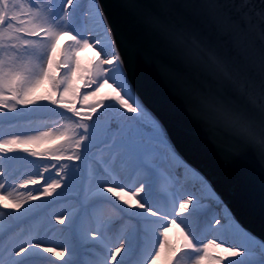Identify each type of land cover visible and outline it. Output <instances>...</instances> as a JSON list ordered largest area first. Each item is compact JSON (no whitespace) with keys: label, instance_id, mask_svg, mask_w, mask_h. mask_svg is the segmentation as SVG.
Listing matches in <instances>:
<instances>
[{"label":"snow or ice","instance_id":"6c2138e0","mask_svg":"<svg viewBox=\"0 0 264 264\" xmlns=\"http://www.w3.org/2000/svg\"><path fill=\"white\" fill-rule=\"evenodd\" d=\"M238 7L249 24L259 19L264 40V0ZM117 8L106 15L100 0H0V208L8 210L0 211V264H264V238L219 201L223 214L208 215L207 183L128 79L150 28L162 47L203 69L189 84L183 66H164L190 115L226 139L214 137L226 158L254 151L264 175V45L258 82L251 72L241 79L196 35L208 22L239 29L217 0ZM86 48L96 49L90 67L79 59ZM214 77L227 86L214 87ZM105 86L115 95L98 99Z\"/></svg>","mask_w":264,"mask_h":264},{"label":"water","instance_id":"95a60500","mask_svg":"<svg viewBox=\"0 0 264 264\" xmlns=\"http://www.w3.org/2000/svg\"><path fill=\"white\" fill-rule=\"evenodd\" d=\"M129 0H100L105 14H116L117 6ZM138 2L175 5H192L198 0H138ZM223 11L239 24L236 33L222 32L215 24H202L196 33L201 44L221 58L234 75L243 79L248 73H254L259 80V63L262 52L261 26L259 19L251 24L244 18L246 9L239 8L245 0H217ZM259 4L260 0H249ZM175 10H173L174 12ZM184 16L195 18L194 8H183ZM124 22L129 18L125 16ZM183 22V17H177ZM233 35H237L234 40ZM160 38H153L152 30L144 31L143 58L136 61L128 70L129 84L134 96L165 128L177 153L190 166L198 170L210 183L221 202L227 206L231 216L247 231L258 238H264V175L262 166L254 151L249 150L241 158L228 159L220 151V143L226 139L211 126L205 125L190 115L183 97L175 90L167 72L183 66L180 74L189 84L200 79L203 70L200 65L185 61L182 53L161 46ZM127 68V65H126ZM207 74V73H206ZM214 87L224 88L226 82L219 77L213 78ZM207 119V118H206Z\"/></svg>","mask_w":264,"mask_h":264},{"label":"trees","instance_id":"16d2710c","mask_svg":"<svg viewBox=\"0 0 264 264\" xmlns=\"http://www.w3.org/2000/svg\"><path fill=\"white\" fill-rule=\"evenodd\" d=\"M68 38L67 37H64L62 38L61 40V44H63L65 41H67ZM79 59H80V62L82 64V66H86V67H90L92 63L95 62V60L97 59V55H96V49H93V48H86L84 49L83 51H81L79 53ZM81 91L83 92L84 91V87H83V84L81 83ZM115 95L114 91L112 88H109L107 86H105L102 90H101V93H100V96L98 97V99H105V100H108L110 99L111 97H113ZM135 97V96H134ZM136 98V97H135ZM80 105L78 104L77 107H79ZM102 111V109L100 110ZM149 112V111H148ZM150 113V112H149ZM151 114V113H150ZM152 115V114H151ZM153 116V115H152ZM154 117V116H153ZM155 118V117H154ZM57 128L59 129V126H57ZM48 146H52V145H48ZM37 151H42L43 148H39V149H36ZM20 155H26L25 153H21ZM179 155V154H178ZM180 159L188 166L190 167L191 169H193L196 173L199 174L200 177L203 178V180L207 183V186H208V191L201 194L202 195V203L203 205L205 206V210L208 212V215L211 216L213 213L217 214V215H221L223 214V212L221 211V208H217L216 207V201H220L219 197L214 193L211 185L209 184L208 180L198 171L196 170L195 168H193L192 166H190L188 163H186L182 158L181 156L179 155ZM30 159H41L39 157L37 158H30ZM35 170V169H33ZM47 175V174H46ZM41 183H43L41 181ZM29 188H32V187H39V185H36V186H32V185H29L28 186ZM187 191H192V192H196L197 194H200L199 193V190L197 187H193L191 185H189L186 189ZM19 191L21 192H24L25 190L24 189H20ZM39 201H36L35 203H38ZM56 211H65V208H56L55 209ZM0 211H8L7 209H2L0 208ZM179 222V221H178ZM237 222V221H236ZM65 224H67V221L65 222ZM240 225V224H239ZM241 226V225H240ZM58 228H64L65 225H57ZM183 227V226H182ZM242 227V226H241ZM243 228V227H242ZM211 235V234H210ZM169 236L170 238L175 241L177 240L178 236H179V230L177 229H173L170 233H169ZM55 242H53L54 244ZM49 246H53L52 244H49ZM48 255L52 260H56V261H60V258L59 257H56L52 254H46ZM123 255V253H122ZM119 259V257H118ZM60 264H62V261H60ZM207 264V262H206ZM225 264H227V262L225 261Z\"/></svg>","mask_w":264,"mask_h":264},{"label":"rangeland","instance_id":"374dc122","mask_svg":"<svg viewBox=\"0 0 264 264\" xmlns=\"http://www.w3.org/2000/svg\"><path fill=\"white\" fill-rule=\"evenodd\" d=\"M223 205V208H226V205L225 204H222ZM223 208H221V211L223 212ZM227 209V208H226Z\"/></svg>","mask_w":264,"mask_h":264}]
</instances>
